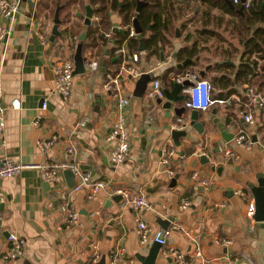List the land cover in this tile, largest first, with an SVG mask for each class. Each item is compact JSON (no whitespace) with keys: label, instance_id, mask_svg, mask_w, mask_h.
<instances>
[{"label":"crops","instance_id":"0c3cea01","mask_svg":"<svg viewBox=\"0 0 264 264\" xmlns=\"http://www.w3.org/2000/svg\"><path fill=\"white\" fill-rule=\"evenodd\" d=\"M57 5H60L57 27L60 33L51 41ZM86 5L93 8L90 25L84 24ZM174 6L177 18L165 42L149 44L146 30L143 50L139 49L140 44L134 49L127 40L122 42L127 48V64L141 73L154 74L146 89L157 78L163 91H171L178 83L175 77L185 71L211 84L220 75L233 78L244 57L243 46L238 35L231 31V24L225 28L230 16L224 14L219 24L213 16L220 15L221 10L214 7L208 19L204 14L208 6L200 0L178 1ZM97 7L98 4L88 0H20L12 17L0 15V24L8 29L7 37L0 43V107L5 120L0 158L10 157L25 163L78 162L93 180L105 183L88 199L86 189L73 191L74 183L71 185L64 175L65 169L53 182L43 180L40 171L34 168L0 178V264H88L94 246L99 254L95 264H112L114 254L118 256L114 264H141L138 256L147 255L154 241L150 238L145 244L140 243L138 217L148 227L161 229L157 219L171 218L167 245L182 251L191 264H202L201 258L194 256L196 248L201 251L204 264L223 261L264 264V222L247 215L249 204L254 205L248 183L256 184V175H264V109H254L253 123L246 122L243 116L249 110L244 97L247 87L264 91L257 85L238 83L234 86L236 91L222 99L226 100L224 103H215L207 111L198 110L196 121L203 125V131L198 132L189 124L193 109L184 106L183 89L187 87L177 89L173 93L174 101L166 108L163 107L165 93L161 99H150L145 89L143 96H134L139 76L123 72L120 84L129 96V103L122 114L130 144L127 158L120 164H112L109 158L112 143L106 136L119 111L117 98L102 85L108 72L119 73L123 59L115 53L118 44L113 41L97 40L92 44L87 38V27L99 19L95 13ZM93 16L97 20H92ZM110 19L113 25L128 28L129 34L132 22L122 25L116 12H111ZM109 31L112 33L107 30L102 35ZM82 32L85 38L81 41ZM193 40L197 41L196 55L178 60L180 47ZM80 41L82 54L87 56L85 71L73 76L70 96L64 99L53 90L52 66L63 57L73 60ZM131 53L138 55L136 61L129 58ZM250 58L257 59L255 54ZM185 59H189L185 65L177 66ZM258 61L257 70L262 60ZM87 62H93L95 67H86ZM201 70L205 71L203 76ZM212 87V93H216ZM13 99H17L14 106ZM43 101L45 109L41 108ZM179 107L184 110H175ZM36 118L39 124L35 123ZM84 118L85 125L79 126ZM178 118L182 127L173 129H185L189 137L178 135L175 142L170 125ZM219 123L232 133V138L222 136ZM238 132L251 142L249 149L235 142L233 137ZM52 136L56 139L46 151L37 147V140ZM169 144L174 154L163 164L161 150ZM225 149L231 150L233 156L224 157ZM175 175L177 178L171 184ZM118 189L131 194L143 192L151 207L140 213L122 207L121 197L114 199L119 195ZM182 199L189 201L185 208H180ZM65 201L79 214L74 224H67L60 209ZM9 233L25 240L26 252L20 258H3ZM161 248L155 263L171 264L174 257L164 256Z\"/></svg>","mask_w":264,"mask_h":264},{"label":"built area","instance_id":"2783aa9c","mask_svg":"<svg viewBox=\"0 0 264 264\" xmlns=\"http://www.w3.org/2000/svg\"><path fill=\"white\" fill-rule=\"evenodd\" d=\"M233 4H240L243 9H249L252 3L255 0H230ZM20 4V0H0V15L3 17H12L18 10ZM92 20H97V16H93ZM120 28V27H118ZM8 35V29L3 24H0V43L5 40ZM40 38L45 41V37L38 32ZM112 33L106 32L104 36L109 38ZM136 33L132 25L129 28L128 37L135 36ZM115 53L121 55L122 63L117 75H113L111 73L106 74V79L103 83V89L110 93L113 97L117 98V110L118 115L116 119L113 121L109 133L106 136V140L112 143V149L109 155L110 161L112 164H120L122 163L128 156L129 151V132L126 124V120L124 115L122 114V110L129 103V96L124 93L120 84V76L123 72H128L133 77H138L141 74V71H138L134 66L128 65V60L125 59L127 54V48L125 43H121L115 46ZM131 60L136 61L138 59V55L136 53H131ZM86 67L94 68L95 64L93 62H87ZM52 70L54 73V88L53 90L60 94L64 99H67L70 96L72 90L73 83V70H74V62L70 57H63L55 62L52 66ZM205 78H200L196 74H192L190 71H185L184 73L177 75L175 80L178 82L180 80H189L192 84L188 85L187 88H194L196 84L200 80H204ZM207 80V79H206ZM213 87L211 89L212 94ZM146 96L150 99H161L164 97V91L161 86V82L159 79L152 80L150 86L146 89ZM244 97L246 99V105L249 110L244 113V119L246 122L253 123L254 116L253 111L255 108L264 109V93L254 87L248 86ZM211 99L215 103H224L226 100L222 99ZM17 102V99L12 100V105L14 106ZM194 103V97L190 95H186V99L184 101V106L186 108L195 109L191 107ZM212 104V105H213ZM211 105V106H212ZM210 106V107H211ZM209 107V108H210ZM41 108H46V102L43 101L41 104ZM208 108V109H209ZM87 119H82L78 123L79 126L85 125ZM181 118H178L176 122L170 125V129L182 127L180 123ZM36 124L38 123V119L35 120ZM5 128V120L3 109L0 107V136H2ZM234 140L237 144L244 145L246 149H249L251 146V142L243 133H236L234 135ZM56 139L55 136H52L50 139H39L36 141L37 147L46 151ZM174 154V149L169 144L168 147H164L161 150V163L166 164L168 162V158ZM224 157L233 156V153L229 149H225ZM27 168H34L40 171V175L43 180L47 182H53L57 175L63 169H70L74 175V185L73 191H78L81 189H86L87 194L86 197L88 199L93 198L96 193L105 186V183L102 180H93L89 172L82 171L78 162H68L63 161L59 163H25L21 160H15L10 157L0 158V178L11 177L19 174L22 170ZM196 174L194 173L193 177ZM205 184L206 182L203 181ZM120 195V201L122 207H129L133 211L138 213L147 210L151 207L150 202L146 195L142 192L139 194H131L130 192L122 189H118L116 191ZM62 198H65V194L62 192ZM189 204V201L186 199H182L180 208H185ZM61 211L66 216V222L68 225L74 224L78 221L79 214L75 209L69 205L68 201H65L60 206ZM254 205L252 203L249 204L247 209V215L249 217L254 214ZM136 226L140 236V243L145 244L150 238L161 245V251L164 256L171 255L174 257V260L171 264H191V261L188 260L184 253L180 250H177L173 247L167 245V236L169 234V230L161 229V228H150L146 224V222L141 219H136ZM8 239V249L3 254L4 259H17L22 257L25 252V240L21 237H18L14 233H9L7 236ZM194 256L197 258H201L202 264H204V259L201 256V251L196 248L194 250ZM99 258V254L97 253L96 246H94V252L88 264H95ZM118 260V256L116 254L113 255L111 259V263L114 264ZM229 264H233V262H229Z\"/></svg>","mask_w":264,"mask_h":264},{"label":"trees","instance_id":"16d2710c","mask_svg":"<svg viewBox=\"0 0 264 264\" xmlns=\"http://www.w3.org/2000/svg\"><path fill=\"white\" fill-rule=\"evenodd\" d=\"M91 4L98 7L95 13L99 16L98 21L87 27L86 35L90 41L96 43L101 40L103 43L110 39L102 35V31H112V21L110 19L111 12H116L121 19L122 25H128L132 22L136 13L138 0H88ZM145 4L141 6L137 13V19L143 31H149L147 42L149 44H157V42H165L166 34H171L173 21L176 20V8L174 4L178 1L186 0H142ZM205 3L208 8L204 12L206 16H211V10L217 7L221 10L220 15H214V20L220 24L223 15L230 16L227 20L225 28L231 24V31L238 35V42L243 46V54L241 62L234 73L233 78L229 75H220L214 77L212 85L216 93H212L213 99H223L235 92V85L247 82L257 85L264 91V0H255L249 9H243L240 4H233L232 9L226 0H200ZM59 3V2H58ZM180 12V11H179ZM209 20H207L208 22ZM207 22L205 23L207 25ZM208 26V25H207ZM205 31H209L206 29ZM128 37V28L122 32L115 33L113 42L120 44L127 40L130 47L137 49L139 45L138 39L133 36ZM190 34L187 33L186 40H189ZM197 52V41L193 40L189 45L180 47L177 53L178 60L185 57H194ZM255 54L257 59H251V55ZM258 60H262L257 70ZM190 64V63H189ZM188 64V65H189ZM182 68V67H181ZM179 68V69H181ZM178 69V70H179ZM233 84V85H232ZM214 92V91H212Z\"/></svg>","mask_w":264,"mask_h":264},{"label":"water","instance_id":"95a60500","mask_svg":"<svg viewBox=\"0 0 264 264\" xmlns=\"http://www.w3.org/2000/svg\"><path fill=\"white\" fill-rule=\"evenodd\" d=\"M226 2L228 3V5L233 9L234 5L231 3L230 0H226ZM145 3L142 0H138L137 1V6H136V13L135 16L132 19V25H133V29L134 32L136 33V37L139 39V49L143 50L145 48L144 43V37H143V29L140 26L138 19H137V13L139 12L141 6H143ZM59 9H60V5L56 6L55 12H54V17H53V26H52V30H51V35L49 37V39L52 41L54 39V36L58 35L60 32L58 31L57 27L58 24L60 23V18H59ZM93 12V8L90 5H86L85 6V17H84V24L85 25H90L92 22L90 21V17L92 15ZM122 32L124 31V29L118 28L116 24L113 25L112 27V35L110 36V41L112 42L115 38V33L117 32ZM177 31V30H176ZM85 38V32H82L79 36V39L82 41ZM79 42L75 48V51L73 53V61H74V70H73V75L75 74H79V73H83L85 71V67H84V62L87 59L86 55L82 54V42ZM160 59L163 60V56H162V52H160ZM189 61V59H185L184 61H182L181 63H179L177 66L180 65H185L186 62ZM205 73L204 70L200 71V75L203 76ZM154 76V74L151 73H141L139 75V77L136 79L135 81V86H134V91H133V95L137 96V97H141L144 95L146 86H147V82L149 81L150 78H152ZM192 84L191 81L189 80H185L183 81V84L181 83H175L174 89L171 91L168 90H164V93L166 95V101L163 103V107L169 108L170 107V103L172 101H174V97H173V93L181 88V87H187L188 85ZM98 103V101H97ZM175 110H179L182 111L184 110V107H179L178 109ZM215 112V109H213V113ZM198 118V110L193 109L191 110V114H190V122L189 124L198 132H202L203 131V125L201 122L196 121ZM224 124L223 123H219L218 128L221 130V134L225 139H230L232 138V133L227 132L226 129H223ZM178 135H186L187 137H189V135L186 133L185 129H173L171 131V136L174 139L175 142H177V137ZM201 160L202 161H206V157L205 156H201ZM229 163L232 162L231 159L228 160ZM219 170V169H218ZM64 175L66 176V178H68L70 180V184L72 185L74 183L73 180V172L70 169H65L63 171ZM257 177V183L256 184H252V183H248V186L253 194L254 197V215L253 218L256 221L259 222H264V175L263 173H258L256 175ZM177 178V175H175L172 179H171V184H173L175 182ZM120 198L119 195H116L114 197L115 200H118ZM171 221V218L169 219H161L160 217L157 219V223L163 228V229H167L169 222ZM161 247L160 244H158L157 242H153L150 247H149V251L147 253V255L145 256H138V259L140 261L141 264H157L155 263L156 260V256L157 253L159 251V248ZM222 264H227L226 261H223Z\"/></svg>","mask_w":264,"mask_h":264},{"label":"clouds","instance_id":"9594fccd","mask_svg":"<svg viewBox=\"0 0 264 264\" xmlns=\"http://www.w3.org/2000/svg\"><path fill=\"white\" fill-rule=\"evenodd\" d=\"M183 84V80L178 81ZM212 84L209 80H200L194 88L183 89L186 95L194 97V103L190 105L197 110L207 111L208 108L214 103L211 99Z\"/></svg>","mask_w":264,"mask_h":264}]
</instances>
